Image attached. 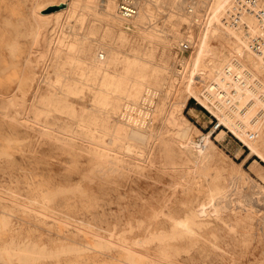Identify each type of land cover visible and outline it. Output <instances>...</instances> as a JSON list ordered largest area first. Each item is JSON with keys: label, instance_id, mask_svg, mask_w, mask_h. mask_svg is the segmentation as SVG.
<instances>
[{"label": "rangeland", "instance_id": "374dc122", "mask_svg": "<svg viewBox=\"0 0 264 264\" xmlns=\"http://www.w3.org/2000/svg\"><path fill=\"white\" fill-rule=\"evenodd\" d=\"M109 1L113 16L101 0H0V264H264V119L260 131L229 121L211 132L219 121L200 74L238 57L241 32L223 46L219 28L230 27L207 22L193 54L179 55L193 31L185 0H153L142 21L117 19ZM184 59L193 73L181 93ZM139 77L159 92L149 126L120 116L118 86ZM189 93L181 133L169 115ZM137 128L144 140L131 136ZM206 146L212 156L197 160Z\"/></svg>", "mask_w": 264, "mask_h": 264}, {"label": "bare ground", "instance_id": "6f19581e", "mask_svg": "<svg viewBox=\"0 0 264 264\" xmlns=\"http://www.w3.org/2000/svg\"><path fill=\"white\" fill-rule=\"evenodd\" d=\"M72 1H77V0H72ZM87 1L91 3L95 0H87ZM152 1L153 0H135L137 13L134 17L130 18L129 20L136 18L142 21L143 19H145L149 14ZM166 1L169 2L170 7L172 8H179L181 6V3H178L177 0H166ZM166 1L164 0V2ZM207 1L208 4L206 6L204 5L203 8L201 9L197 8L196 2L194 0H185L183 4L182 9H183V16L185 17V19L186 18L188 19L189 16L188 9H190L191 15H195L201 18V21L200 23H198L197 26H195L194 24H193L194 26H192L190 20L191 18L189 17L188 25L190 30H192L193 28V31L191 34L186 35V37L182 39L177 45L178 47L182 41L188 42L190 44V50L187 53H191V55L193 54V50L196 45V35L203 29V27H205V24L207 22L214 23L219 27L221 26L225 27V23L221 18H223L222 12L224 11V6L226 5L227 0H207ZM100 5L102 6L101 10L103 12V15L105 16L112 15L114 11L113 3H111L109 0H101ZM117 8H118V0H116L115 3V17L119 20H122L118 17ZM59 11L60 9L50 12L48 14L49 15L58 14ZM251 18L254 20V18L250 15L243 16L240 19L241 27L238 28L241 31V39L239 37L237 38L235 37L239 44L234 48L235 53L237 52L238 57L237 56L232 57L231 60L228 62V65H227V61L225 60L223 61L222 59L220 60L219 57L218 60L216 61L213 60L211 65L203 66V70L200 73L201 76L207 77L209 80H211L207 88L203 89V98L208 102V104L214 110L215 116H217L219 124L220 123L223 124V126L226 127L227 129H228L227 126L230 125V123L235 127H237L240 121H242V123L255 122L253 124L254 131L256 130L260 131L261 124L259 122L262 119H264V83L261 81L264 80V65H263L264 61L263 59L259 58L255 53L250 51L248 47V41L251 40H247V38H245L246 35L245 36L243 35V31H247L248 35L250 33V27H251L250 21H253ZM122 21H128V20H122ZM215 28L217 30L218 27ZM256 28L259 32H261L260 31L261 29L258 27L257 22H256ZM219 29L222 31V33L225 36V37H221L219 42L223 46H226L225 38H227L228 35L235 36L236 33L234 30L237 29L228 28L227 31H225V29H221V28ZM176 34L177 33L173 29L169 31V35L174 36ZM242 36L244 38H242ZM202 52H203L202 49L199 47L197 52L198 56L202 55L203 54ZM250 52L252 55L250 54ZM104 53L105 54L100 53V55L99 54L97 55L96 62L101 63V61L103 60L104 61L108 60V53L106 51H104ZM104 55H105V59H104ZM178 66L180 68L179 70L177 69L176 71L174 70L175 71L174 74L177 76L178 79L177 84H179L177 90H179V92L182 93L183 89L188 85V82L190 80V75H192L193 72L188 69L186 59L181 61L180 65ZM140 78L141 77L135 80L129 79L125 81L123 84H120V86H118L120 91L123 93L124 97L127 99L126 100L127 104L125 106L126 109H124L123 114H120V116L123 117L126 121L127 119H129L135 125H141V122L143 121V124L149 126L152 123L151 120L152 119L151 115L153 111L152 105L155 103L154 100L158 98L159 92H157L158 91L157 89L152 87L151 88L143 87L142 80ZM202 79L203 78H201V80ZM201 80L198 83H201ZM153 82L156 83L155 79L153 80ZM228 87H232V93H229L230 96H228ZM142 89H143V93L140 96L139 101H136ZM189 89L192 90L191 87H189ZM189 95H192V93H189L188 96H184V100L182 101L177 100L175 103H173V106L171 108L172 114L169 115V120L172 123V126H174L175 129H177L178 132L180 131L181 133H183L184 131L183 129H186L184 128V126L187 123V121L186 119L180 118V111L185 106L186 100L189 98ZM130 105H134L135 107ZM142 105H144L145 107L144 108L141 107ZM142 111L144 112L143 116L140 115V112ZM212 129L210 130L211 132L213 131ZM221 131L216 135L217 138L221 136ZM130 133L131 136L136 140H144L146 138L145 133L139 128L135 130L132 129ZM203 138L207 140L206 144L210 143L208 136H205ZM197 154H198L197 160L200 159V157H205L207 155L210 157L212 156V153L209 151L207 146L204 147L201 151H198ZM134 161H138V160H134ZM193 164L194 167L197 168L200 172L209 175V177L207 178L208 180L217 177L218 173L216 172L209 173L208 168L203 167L201 165V162L199 163L194 162ZM231 182H232L231 192L234 193L233 188L234 190H236L235 188L236 183L235 182L233 183L232 179ZM207 201L211 202V198H208ZM206 212H207L206 208L203 207V209L197 213L198 215L203 216ZM178 225H180V227L184 228L186 231L189 230L185 222H177V223L174 222L172 227L174 229H177Z\"/></svg>", "mask_w": 264, "mask_h": 264}, {"label": "built area", "instance_id": "2783aa9c", "mask_svg": "<svg viewBox=\"0 0 264 264\" xmlns=\"http://www.w3.org/2000/svg\"><path fill=\"white\" fill-rule=\"evenodd\" d=\"M136 13L137 8L135 0H118L117 14L120 19L129 20L134 17ZM188 13L191 18V25L197 26L201 18L191 15L190 9H188ZM246 15H250L256 20L258 27L261 29V34L260 36L255 35L251 37L248 35L247 31H243V35H246L245 38H247V40H251L249 41V49L264 61V0H232L227 12L224 14L223 21L226 26L240 31V19ZM242 38L244 37L242 36ZM189 50L190 44L186 41H182L176 49L179 54L187 53ZM229 93H232V87H228V96H230ZM220 127V124L217 122L212 127V130L215 131Z\"/></svg>", "mask_w": 264, "mask_h": 264}, {"label": "water", "instance_id": "95a60500", "mask_svg": "<svg viewBox=\"0 0 264 264\" xmlns=\"http://www.w3.org/2000/svg\"><path fill=\"white\" fill-rule=\"evenodd\" d=\"M57 9V7H51L49 10H48V12L49 11H52V10H56Z\"/></svg>", "mask_w": 264, "mask_h": 264}]
</instances>
